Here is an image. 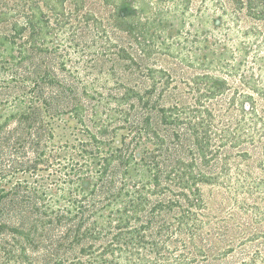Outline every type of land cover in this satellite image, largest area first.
<instances>
[{
    "label": "trees",
    "instance_id": "1",
    "mask_svg": "<svg viewBox=\"0 0 264 264\" xmlns=\"http://www.w3.org/2000/svg\"><path fill=\"white\" fill-rule=\"evenodd\" d=\"M101 1L129 48L144 59L167 53L195 73L177 80L167 69L145 66L149 87L124 85L117 97L125 109L120 126L93 111L84 89L64 83L54 69L34 67L33 87L18 86L19 102L0 113V175L24 164L34 175L0 188V203L21 204L27 216L25 264H264V178L246 173L229 151L255 136L238 122L219 127L216 108L234 88L226 111L240 110L257 123L251 116L264 102V54L255 49L240 71L227 63L230 50L220 47L217 30L244 10L264 22V0H200L196 9L194 0ZM83 9L84 0H0V78L8 68L11 81L25 82L19 68L26 61L66 48L67 24ZM249 33L256 38L257 27ZM186 42L206 52L191 58L185 45L178 49ZM118 56L139 64L127 46ZM29 150L35 157L26 163ZM237 155L251 158L246 149ZM235 169L239 175L232 176ZM206 186L233 200L230 217L236 208L253 215V232L214 218ZM250 241L258 244L248 249Z\"/></svg>",
    "mask_w": 264,
    "mask_h": 264
},
{
    "label": "rangeland",
    "instance_id": "2",
    "mask_svg": "<svg viewBox=\"0 0 264 264\" xmlns=\"http://www.w3.org/2000/svg\"><path fill=\"white\" fill-rule=\"evenodd\" d=\"M199 1L194 0L192 5L194 9L197 8ZM66 6L70 7L69 4ZM226 6L232 10L233 6L231 3L226 2ZM110 10L111 7L105 6L101 0H84V9L78 15L76 14V18L73 17L72 25L71 23L67 24L65 35L66 39L68 38L65 41L67 47L62 46L61 50L55 53L37 54L31 61H26L19 68V71L24 74L25 82L14 83L10 79L8 68L3 69V74H1L0 78V109H2L0 113L10 111L11 105L19 102L17 97L22 90L18 86L33 87V82L29 79V76L32 75L30 72L34 67H38V69L40 68L43 71L50 68L54 69L61 81L76 85L79 92L84 89L86 93L84 97L89 99L93 106L95 105L93 111L99 109L104 116L112 115L116 123H120V126L123 125L122 121H124L125 115H122L121 109L124 108L118 105L117 97L123 93L124 85H134L143 90L149 87L151 82L142 72L145 66L155 65L167 69L177 80L188 78L195 73V70L191 69L189 65L167 53L156 52L151 59H144L135 47L129 48L127 45L129 38L126 33L110 26L108 21ZM86 11H90L92 14L89 21L81 18L82 13ZM253 26L258 29L256 38H254L252 33L245 34L246 30ZM217 36L221 41L220 47H227L230 50L228 53L230 59L227 60V63L231 65L239 64L240 71L246 69L247 61L250 62L255 49L261 55L264 54V22L248 17L245 14V10L239 12L236 17L227 20L225 26L217 30ZM253 41L255 42L252 47ZM182 45H185L184 53L191 58L201 56L206 52V49L198 48V44L191 42L180 44L178 49ZM122 46H127L128 51L137 58L139 64L134 63L131 59H124L118 56V51ZM245 50L249 51L246 55ZM229 78L234 85H240L238 75L229 76ZM159 92L160 89L158 88L153 94V99H157L160 96ZM233 92L234 88L217 101L216 108L219 115L217 120L221 119L218 126L224 127L225 123H232V126H235L238 122L240 123L239 127L242 126V130L246 131V133L253 132L255 136L253 142L248 140L241 147L229 148V151H232L235 161L241 163V168L246 173H250L254 177L262 176L264 178V102L262 100L258 101L257 114L251 116L257 121L256 125L253 123L249 124V121L251 122L249 115H244L240 110L235 109H231L229 112L226 111L229 105L228 99ZM185 94L188 95L186 92ZM67 117L68 115L62 117V125ZM153 120L157 125L159 120L156 112L153 114ZM71 122L73 121L71 120ZM249 125L251 127L250 130ZM242 149L250 151L251 158L249 160H242V157L237 155V151ZM34 157L35 151L29 150V158L25 157L23 161H32ZM24 165V170L19 169L12 170L6 174L1 173L0 188L5 185V187H11L18 180L19 182L27 179L32 181L34 175H31V171L26 169L27 164ZM44 165V163H40L39 167H44ZM235 166L233 165V167ZM53 170L50 168L48 171H42V173L47 175L48 172L51 173ZM236 170L232 176L239 175ZM205 196L214 218H218V220L221 218L223 221L230 218L229 223L226 224L236 226L249 225L250 229L248 231L253 232L255 229L253 228V215L236 208L234 216L230 217V209L228 208L233 204V200L226 195V198L223 195L215 196L212 189L208 186L205 187ZM21 207V204L16 207L14 203L6 200L0 203V264H25L23 247L26 245V241L23 237V231L28 225L25 220L27 218L26 213L19 209ZM4 224L6 226H3ZM11 227H18L20 230L15 232ZM236 235L239 234L237 233ZM256 244H258V241H250L247 243L248 249L249 247H251L250 249L254 248Z\"/></svg>",
    "mask_w": 264,
    "mask_h": 264
}]
</instances>
